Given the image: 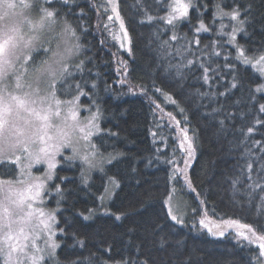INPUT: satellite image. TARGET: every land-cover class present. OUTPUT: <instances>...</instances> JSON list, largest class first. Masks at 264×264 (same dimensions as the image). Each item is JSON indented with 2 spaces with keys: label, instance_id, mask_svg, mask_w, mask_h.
<instances>
[{
  "label": "snow or ice",
  "instance_id": "obj_1",
  "mask_svg": "<svg viewBox=\"0 0 264 264\" xmlns=\"http://www.w3.org/2000/svg\"><path fill=\"white\" fill-rule=\"evenodd\" d=\"M106 3L105 13L110 10L113 14L108 20L115 17L122 33V37L114 34L113 38L120 40L124 48L125 42L130 45L131 40L118 10L119 4L117 0H106ZM156 6L165 14H150L151 5L143 0H137L133 7L143 14L140 23H163V28L157 26L152 31L149 43H155L158 55L168 60V68L175 69L177 77L183 80L193 69L198 70L201 73L198 78L210 89L225 79V69L232 77L224 91L200 93L198 90L197 95L230 97L232 90L243 83L238 65L254 69L255 78L262 81L255 87L249 86L246 102L233 101L236 111H228L221 104L207 113L213 116L224 113L223 119L217 121L218 132L227 134V121L234 134H239L236 148L240 156L236 172L229 178L231 199L241 210L254 211L258 223H242L232 218L219 222L209 220L203 207L206 201L200 199L201 193L189 174L196 156V130H191L189 135L188 117L184 116L185 124L180 126L181 122L171 112L167 113L169 120L180 127L177 139L181 157L179 161H168L173 167L161 194L165 215L175 224L184 225L186 209L190 207L184 197L195 194L202 206L199 224L217 237H225L229 229H234L238 242L257 245L250 249L249 264H264V224L259 223L264 221V131L259 133L261 139L253 138L258 127L264 129V41L260 48L249 49L237 39L241 33L251 35L245 26H251L252 5L244 6L240 0H233L231 4L215 0L210 23L204 19L209 10L205 0H156ZM76 7H79L76 0H0V264H95L91 255L62 261L59 256L62 242L57 238L58 234H66V229L60 227V213L61 205L68 198L67 190L62 187L68 177L60 176L58 167H76L81 183L89 186L90 174L98 170L107 176L104 164H111L120 155L105 156L101 151L103 133L116 134L101 127L102 112L95 99L90 103L81 99L89 97L91 92L84 75L91 70L82 58L85 45L81 43L80 25H74L69 19L75 15ZM100 7L96 5L97 11ZM181 24L188 25L193 33L191 38L187 32H179ZM104 28L108 30L109 26L104 25ZM168 32L171 35L161 39ZM200 33H212L222 39L201 47ZM225 45L231 48L225 49ZM217 46L221 51L216 50ZM127 51L132 54L131 47ZM221 55L222 64L213 59ZM119 63L127 75V61ZM91 87H96L94 82ZM141 88L147 94L146 86ZM155 91L172 104L177 103L159 87H155ZM150 103L155 104L153 112H163L155 100L150 98ZM84 112L87 115H83ZM179 112L183 115L185 109L179 108ZM238 118L239 124L236 123ZM107 179L103 194L98 197L101 206L119 187L114 177ZM49 198L55 200V207L49 206ZM191 211L195 214L197 209ZM103 214L114 215L117 221L126 215L111 213L108 209ZM78 215L89 221L97 215V210L87 209V214L79 212ZM73 239L72 247H86L85 241L75 234ZM160 247H165L163 238ZM118 264H137V261L125 260ZM139 264H148V261Z\"/></svg>",
  "mask_w": 264,
  "mask_h": 264
},
{
  "label": "trees",
  "instance_id": "obj_2",
  "mask_svg": "<svg viewBox=\"0 0 264 264\" xmlns=\"http://www.w3.org/2000/svg\"><path fill=\"white\" fill-rule=\"evenodd\" d=\"M76 2L79 7L75 8V15L69 16V19L74 25H80L81 43L85 45L82 58L85 59L87 69L91 70L84 73L88 79L87 89H91V92L89 97L81 99L88 103L95 99L102 112L101 127L116 134L110 136L107 131L103 133L101 151L104 154L120 155L111 164L104 166L107 176L99 171L93 172L89 186L81 183L76 167H58L60 176L68 177L62 184L67 190L68 198L61 205L60 213V227L66 229V234L57 237L62 242L59 250L61 260L71 261L91 255L95 264L125 260H135L137 264L144 260L148 264H249L250 249H255L257 245L247 246V241L238 242L234 238V230H229L225 237H211L204 230L189 224L191 218L202 216V206L195 194L189 193L184 197L190 205L189 217L184 225L175 224L166 217L161 194L169 176L170 150L176 145L172 137L173 125L167 113L171 112L177 117L186 115L188 126L197 133L196 156L189 174L201 193L200 199L206 201L203 207H206L208 216L236 218L249 224L258 223L254 211L241 210L239 204H234L231 199L229 178L236 172L235 165L240 156V150L236 148L239 134H234L227 121V134L218 132L217 121L223 119L224 113L216 116L207 113H211L213 108H219L221 104L228 111H236L233 101L239 99L246 102L249 86L255 87L262 81L255 78L257 74L253 69L238 65L243 83L238 89L232 90L230 97L197 95L198 90L200 93L224 91V87L232 79L228 70H224L225 79L219 82V86L211 89L198 78L201 73L195 69L186 79L181 80L176 76L175 69L168 68V60L158 55L155 43H149L152 31L157 26L163 28V23H140L144 19L143 14L133 7L137 0H117L118 10L131 40V55L121 50L110 31L104 28L109 16V11H104L105 0ZM143 2L151 5L150 14H165L157 9L156 0ZM205 2L208 3L209 10L204 14V19L206 23H210L215 0ZM226 2L231 4L233 0ZM240 3L244 6L248 3L252 5L251 26H245L251 35L241 33L237 39L249 49L260 48L261 41H264V0H240ZM96 5H101L99 11ZM179 32H187L190 38L193 34L187 24H181ZM170 35L171 32H168L161 39H167ZM198 35L202 40L201 47L212 40L222 39L212 33ZM230 48V45H225V49ZM216 50L221 51L218 46ZM213 59L217 63L224 62L223 55ZM120 60L127 61V75L124 74V66L119 63ZM122 80L126 82L120 83ZM93 82L96 85L94 89L91 87ZM141 86H146L147 94ZM155 87L168 93L176 100L178 107L168 103L164 95L155 91ZM150 98L160 104L163 112H153L155 104L150 103ZM179 108L185 109L183 115ZM240 122L238 118L236 123ZM260 131L264 129L258 127L253 134L254 139H261ZM153 133L157 135L154 136ZM162 144H165L163 149ZM108 176L114 177L119 187L115 188L107 207L111 213L126 215L117 221L114 215L97 214L94 219L84 221L78 213L87 214V209L98 207V197L104 191ZM237 200L239 201V196ZM49 206L55 207V200L50 198ZM192 208L197 209L195 214L192 213ZM259 223L264 224V221ZM73 234L85 241L86 247H72L75 245ZM161 238L165 241L164 248L160 247Z\"/></svg>",
  "mask_w": 264,
  "mask_h": 264
},
{
  "label": "rangeland",
  "instance_id": "obj_3",
  "mask_svg": "<svg viewBox=\"0 0 264 264\" xmlns=\"http://www.w3.org/2000/svg\"><path fill=\"white\" fill-rule=\"evenodd\" d=\"M106 1V0H105ZM106 6H107V3H106ZM109 15H113L112 13H111V11L109 10ZM104 25H108L109 26V28H108V30L110 31V33H111V35H112V38H113V35L115 34V35H119V36H121L122 37V33L120 32V27H119V21L118 20H116L115 19V17L113 18V20L112 21H109V20H106L105 21V23H104ZM114 39V38H113ZM114 42L117 44V46L121 49V50H123L124 52H128L127 51V48L129 47V44L127 43V42H125V47L124 48H121V46H120V44H121V41L120 40H116V39H114ZM254 70V69H253ZM255 71V70H254ZM165 98V97H164ZM168 103H170V104H172L170 101H168ZM173 105H175L176 106V104H173ZM176 107H178V106H176ZM92 110L93 111H95V107L94 108H92ZM83 115H87V113L86 112H84V113H82ZM175 116V115H174ZM176 117V119L177 120H179L180 122H181V125L180 126H184V124H185V121H184V116L183 117H177V116H175ZM171 124L173 125V130H174V132H173V134H172V137L175 139V142H176V145H174V146H172V148L173 149H171L170 150V157H169V160H177V161H179L180 160V157H181V152H180V150H179V148H178V143H179V141H178V139H177V135H178V133H179V131H180V127L179 126H176L175 125V123L174 122H172L171 121ZM187 127L190 129V127L188 126V124H187ZM192 134V131H191V129H190V131H189V135H191ZM165 147V144H162L161 145V148L163 149ZM105 156H107L108 154H104ZM74 163H79V162H74ZM105 165H107V164H104V166ZM180 166H183L182 165V162L180 163ZM172 167H173V165L172 164H170V170H169V174H170V171H171V169H172ZM96 171H98V170H96ZM96 171H93V172H96ZM92 172V173H93ZM91 173V174H92ZM90 174V175H91ZM108 183V179H107V181H106V184ZM105 184V185H106ZM115 190V189H114ZM103 194V193H102ZM49 200H50V198H49ZM108 201L109 200H106L105 201V203H104V206H101V204H100V200H99V204H98V207L97 208H94V209H96L97 210V214H103L104 212H105V209H108L109 210V208L107 207V203H108ZM186 219H185V223L187 222V219H188V217H189V209L187 208L186 209ZM201 217H199V218H196V219H194V218H191V220L190 221H188L189 222V224L193 227V224H195V227H197V228H199V229H202V230H204L209 236H211V237H217V236H212L209 232H208V230H207V228H205V227H203L202 225H200L199 224V219H200ZM208 218H209V220L210 221H216V222H219L221 219H228V217H211V216H208ZM232 219H236V218H232ZM229 230H234V229H229ZM59 235V234H58ZM109 264H118V263H109Z\"/></svg>",
  "mask_w": 264,
  "mask_h": 264
}]
</instances>
